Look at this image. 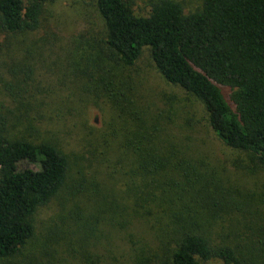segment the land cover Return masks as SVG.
I'll use <instances>...</instances> for the list:
<instances>
[{
  "label": "trees",
  "instance_id": "obj_1",
  "mask_svg": "<svg viewBox=\"0 0 264 264\" xmlns=\"http://www.w3.org/2000/svg\"><path fill=\"white\" fill-rule=\"evenodd\" d=\"M52 1L0 0L4 39L38 31ZM90 3L102 28L71 40L68 80L50 73L38 82L31 44L9 42V98L0 105V264H56L19 257L37 235L39 210L63 194L93 197V217L108 225L117 219L131 237L127 264H264V223L251 218L243 221L246 235L220 237V216L239 202L192 178L187 138L175 135L165 109L143 99L134 76L147 52L168 83L204 103L206 125L227 146L264 167V0H203L192 12L178 0H152L144 14L134 0ZM89 103L108 110L104 127L88 125ZM123 173L131 178L130 212L121 206L119 215H104L99 180L116 182ZM149 223L157 230L154 249L144 248ZM235 224L228 228L239 235ZM81 227L86 223L76 228L83 245L91 233Z\"/></svg>",
  "mask_w": 264,
  "mask_h": 264
},
{
  "label": "rangeland",
  "instance_id": "obj_2",
  "mask_svg": "<svg viewBox=\"0 0 264 264\" xmlns=\"http://www.w3.org/2000/svg\"><path fill=\"white\" fill-rule=\"evenodd\" d=\"M152 0H134L137 13L144 14L149 9ZM183 3L186 12H192L200 7L203 0H178ZM100 30L102 21L90 0H54L45 6L42 27L33 34L12 36L5 40L0 33V105L9 98L4 91V82L11 80L9 74L10 57L14 50L9 42L14 44L27 41L31 44L34 59H38L40 69H37L38 82L45 81L46 75L53 73L54 78H66L71 40L85 29ZM5 40V41H4ZM28 43L23 45L28 47ZM86 50V49H84ZM74 55V54H73ZM79 53L76 54L78 58ZM19 58V57H18ZM21 59V58H20ZM87 64L86 61H84ZM136 89L144 100L158 109L166 110V120L178 127L175 135L180 139L187 138L193 159L189 171L195 174L192 178L202 179V185L211 191H220L227 196L232 195L240 205L232 213L220 220L225 231L220 230V237L230 235V240L244 236L245 224L243 221L251 218L264 223V167H257L251 163L250 154L246 151L233 149L227 146L207 124L208 113L204 103L181 87L168 83L157 70L149 54L146 52L137 64ZM68 80V79H67ZM86 120L88 125L102 128L109 118L108 110L103 111L101 105L89 103L86 105ZM181 117L175 118L176 113ZM177 119V121H176ZM172 121V122H170ZM175 121V122H174ZM76 133V132H75ZM74 142L73 144H78ZM23 166L32 167L25 163ZM101 182V193L107 198V205L103 208L104 215H119L122 207L130 212V197L127 189L131 182L129 175L123 173L120 180L106 179ZM94 199L79 194L77 196L63 194L52 204L39 210L36 217L37 235L31 240L19 258L36 257L39 261H50L59 264L65 254L69 253L68 264H86L82 253H86L91 264H127L131 248V237L124 228L117 224L103 223L102 219L93 217ZM122 206V207H121ZM121 208V212L113 210ZM124 212V211H123ZM242 229L239 235H234L228 225ZM86 223L83 231L91 233L88 241L83 245L80 242V233L76 231L77 224ZM119 229L120 231H118ZM104 231V233H101ZM137 239H141L137 232H133ZM144 248H155L158 243L157 230L144 228ZM131 235V234H130ZM117 238L121 239L118 241ZM78 254L79 262L72 259ZM109 261V262H108Z\"/></svg>",
  "mask_w": 264,
  "mask_h": 264
}]
</instances>
